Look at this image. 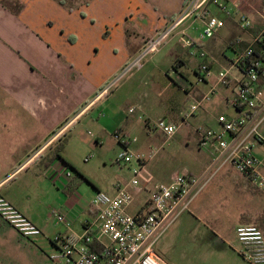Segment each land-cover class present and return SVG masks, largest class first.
<instances>
[{"label": "crops", "instance_id": "1", "mask_svg": "<svg viewBox=\"0 0 264 264\" xmlns=\"http://www.w3.org/2000/svg\"><path fill=\"white\" fill-rule=\"evenodd\" d=\"M188 1L190 0H0V97L3 96L0 98V166L4 168L3 173H0V196L7 198L40 227L43 232L41 237L49 235L51 243L60 251L61 248L55 241L58 234L84 235L90 230L96 244H105L102 236L97 234V210L92 205L93 196L101 190H96L94 194L81 192L80 180L73 174L71 177L65 176L72 163L61 153L63 136L108 96L109 90L102 93L106 89L101 88L104 79L121 73L149 37L163 31L180 16ZM225 1L234 3L254 17L252 26L248 30H242L236 16H227L225 25H229L231 32L239 30L229 39L228 48L236 38L252 41L263 28L259 26L261 21L256 20L260 18L257 15L261 12L259 0ZM213 4L215 3L210 5ZM198 19L201 18L196 20ZM214 40L208 44L202 43L208 53L206 62L211 68L210 76L203 81L209 86L208 91L212 85L218 84L217 75L228 66L229 61L225 51L224 59L219 60L216 51L221 42ZM180 50L175 46L168 55V65L173 69L178 64V71L188 65ZM199 61L201 63L200 59ZM214 63L220 65L216 74L212 71ZM160 66L155 65L149 73L142 75L141 84L136 78L130 80V85H135L131 93L135 94L140 109L145 106L150 109L154 103L147 101L150 90L155 89V97L162 96L163 87L156 80L152 83V89L151 86L148 89L141 86L144 79L161 70ZM197 68L199 69V65ZM139 72L135 74L138 75ZM195 73L199 76L197 71ZM235 76H238V72ZM144 81L145 85H150L147 80ZM233 90L234 84L231 81L226 86L219 85L208 106L205 107V104L202 107H205L206 113L220 107L225 109L217 112L216 122L219 114L231 109ZM185 91L187 94L192 93L189 87ZM206 93L194 91L195 100ZM167 108H170L169 104ZM140 117L128 116L119 129L129 131L135 123H139ZM146 124L149 126L148 121L145 126ZM181 124H185L183 120ZM181 124H178L179 129ZM263 125L261 132L264 135ZM96 138L98 143L102 141L100 137ZM57 151H60V156H56ZM31 166V174L42 175L45 187L53 190L56 187L57 193L50 196L52 204L57 205L54 214L58 212L66 215L65 221L56 222L61 223L62 227L50 230L51 221L46 223L32 212L30 195L8 185L13 176L29 171ZM81 177L84 178L82 175ZM147 179H141L144 187L151 185ZM116 193L115 186L110 188L109 194ZM47 196L50 197L49 192ZM148 197V193L144 191L136 193L135 201L128 210L137 213ZM180 223L168 232L157 248L160 257L168 264H233L234 260L238 261V256L241 257L238 248L230 246L227 238L229 235L225 236V233L210 225H206L203 231H191L183 235L177 228ZM3 230L11 231L21 244L34 245L33 238L22 236L0 217V233ZM181 238L187 239L186 247L177 255L175 247ZM17 251L16 256L7 257L15 264H30L25 256L26 250ZM66 262L72 264L67 260Z\"/></svg>", "mask_w": 264, "mask_h": 264}, {"label": "rangeland", "instance_id": "2", "mask_svg": "<svg viewBox=\"0 0 264 264\" xmlns=\"http://www.w3.org/2000/svg\"><path fill=\"white\" fill-rule=\"evenodd\" d=\"M230 5L234 6L232 2ZM210 6L213 18L224 19V21L227 19V14L220 12L215 4ZM260 11L257 15L260 18H256V20L259 19L261 21L259 26L264 27V1L263 9L261 8ZM250 17L253 21L254 17L252 15ZM204 27L205 21L202 19L187 18L174 31V35L172 34L168 39L166 46L164 45L158 52L152 53L144 59L141 69L133 70L116 83L115 80L120 73L104 79L101 88H108V96L85 114L74 127L65 133L62 139L61 153L64 158L72 163V166L68 168L73 176L80 180L81 192L86 191L94 194L96 190H101L110 193V188L116 187L119 182L124 183L128 180L126 178L130 179L132 169L139 166L135 158L127 165L123 163L119 166L115 163V159L121 150V146L115 138L116 133L128 134L129 137L136 138V142L131 146L132 151L134 153L143 152L150 156L146 168L139 175V179L147 177L151 188H154L157 183L168 181L174 172L200 176L208 169L211 161L216 158V147L212 142L202 145L200 142L201 135L197 131L200 128L206 129L208 127L220 129L215 115L225 109L220 107L218 110H209L206 113L204 109L210 101L194 117L185 124H181V117L196 99L194 91L199 90L206 93L209 89L208 85L198 82L199 76L195 71L199 72L197 67L200 61L191 55L194 49L189 44L192 39H200ZM238 31L231 32L229 25L226 24L217 30L215 38H205L203 43L208 44L210 41L218 39L221 44L216 53L219 60H223L224 51L228 57L233 55V51L228 48L227 43L231 36ZM175 46L181 49L180 51L184 53L183 56L188 63L187 67L181 68V71L174 69L178 68V64L173 69L171 65H168L170 62L169 51ZM139 53L140 51L137 52L136 56ZM155 65H161V70L157 74L156 72L152 74L150 78L144 79L150 85H145L143 80L141 86L147 89L151 86L150 89H152L154 87L152 83L156 80L158 85L163 87L162 96L161 98L155 97L153 93L155 89L150 90L147 101L150 104L152 101L154 103L150 109L149 107L146 109V106L140 109L137 106L135 94L131 93L135 85H130V80L136 78L140 83L142 75L149 73ZM219 70L220 65L214 63L213 74ZM137 72H139L138 75L135 74ZM188 87L192 91L190 94L185 91V88ZM168 104L170 105L169 109L167 108ZM133 107L135 111L130 113L129 110ZM128 116L140 117L139 123H135L129 131H122L119 128ZM160 119L181 124V128L175 136L167 137L160 129L156 128ZM147 121L149 126L147 124L145 126ZM97 136L102 139L99 143ZM87 157H90L89 161L85 160ZM32 170L33 166L30 167L29 171L13 176L8 185L21 193L30 195L32 212L46 223L50 220V230L62 227L61 223H56L57 218L54 214L56 210L54 211V209L57 205L56 203L52 204V197L50 196L57 193L56 187L54 190L48 189V186L45 187V181L42 180L44 179L43 176H33ZM3 171L4 168L0 166V173ZM48 192L50 197L47 196ZM179 222L181 223L177 228L183 235L191 231H203L206 229V225H210V227L225 233V236L229 235L227 238L230 240V246L237 249L240 247L235 234L238 226L253 224L264 232V192L260 191L230 164H226L198 195L193 203L192 211L183 215L177 224ZM48 236L34 237V246L30 243H19L11 231L3 230L0 233V250L2 252L0 253V264H15L7 256H16L18 254L17 249L26 250L25 256L30 264H67L64 258L52 259V256L60 255L61 251L51 243ZM101 239L105 244L109 243L107 236H102ZM186 240L181 238L180 243L175 247L177 255L183 252L186 247ZM233 255L238 256V254ZM238 257V261L234 260L233 264H248L240 256ZM175 262L173 261V263ZM178 263L182 264L181 262Z\"/></svg>", "mask_w": 264, "mask_h": 264}, {"label": "built area", "instance_id": "3", "mask_svg": "<svg viewBox=\"0 0 264 264\" xmlns=\"http://www.w3.org/2000/svg\"><path fill=\"white\" fill-rule=\"evenodd\" d=\"M263 1L259 0L260 10L263 9ZM211 3L218 5L227 16H236L241 29L248 30L252 26L250 15L234 3L231 6L230 1L190 0L170 26L147 39L139 55L127 63L115 83L133 70L141 69L144 59L158 52L174 31L190 17L205 21L200 39L189 42L194 49L191 55L201 60L198 82L205 81L210 76L211 68L206 62L208 53L202 45L203 39L213 38L217 30L225 26L224 19L211 16ZM230 49L233 55L229 57L228 66L218 73V84L212 85L206 94L195 100L182 116L183 123H186L212 100L219 85L226 86L230 81L233 82L231 109L217 117L220 129L208 127L197 131L201 135L202 145L212 142L216 147V158L208 169L200 176L174 172L168 181L157 183L154 188L150 185L144 187L139 175L150 156L132 151L131 146L136 138L116 133L115 138L121 150L115 163L127 165L135 158L139 166L132 169L130 179L116 184L115 195L97 191L92 198V205L97 210V234L107 236L110 242L97 252L92 248L95 237L90 230L84 235L58 234L55 241L61 253L53 256L54 259L64 258L72 264H168L157 252L159 243L183 215L191 212L198 195L223 166L230 164L264 192V135L261 132L264 123V27L250 42L243 38L234 39ZM236 72L238 76H235ZM134 111V107L130 109L131 113ZM156 128L167 137H173L179 125L160 119ZM89 159L87 157L85 160ZM65 176L71 177L72 172L66 171ZM143 191L149 195L146 203L137 213H131L128 207L134 203L136 193ZM55 215L59 222L66 220L63 213L57 212ZM0 217L26 238L43 234L40 227L3 196H0ZM235 234L240 243L238 252L241 257L250 264H264L263 230L256 225L245 224L238 226Z\"/></svg>", "mask_w": 264, "mask_h": 264}, {"label": "trees", "instance_id": "4", "mask_svg": "<svg viewBox=\"0 0 264 264\" xmlns=\"http://www.w3.org/2000/svg\"><path fill=\"white\" fill-rule=\"evenodd\" d=\"M174 67H175V66H174ZM175 69H176V68H175ZM198 73H199V72H198ZM56 156H60V151H57ZM70 166H71V165H70ZM92 248H93L95 251L99 252L100 250L103 249V246H102L99 242L96 244V241H94V242L92 243Z\"/></svg>", "mask_w": 264, "mask_h": 264}]
</instances>
